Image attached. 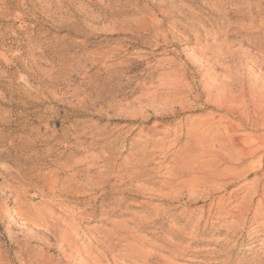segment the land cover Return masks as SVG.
<instances>
[{
	"label": "rangeland",
	"instance_id": "rangeland-1",
	"mask_svg": "<svg viewBox=\"0 0 264 264\" xmlns=\"http://www.w3.org/2000/svg\"><path fill=\"white\" fill-rule=\"evenodd\" d=\"M0 264H264V0H0Z\"/></svg>",
	"mask_w": 264,
	"mask_h": 264
},
{
	"label": "bare ground",
	"instance_id": "bare-ground-1",
	"mask_svg": "<svg viewBox=\"0 0 264 264\" xmlns=\"http://www.w3.org/2000/svg\"><path fill=\"white\" fill-rule=\"evenodd\" d=\"M254 145H255V142H250L247 146H243L242 142H239L238 140H233V141H229L226 144V147L229 149L227 151L229 152V155L231 157H236L240 159L244 157L246 158L247 156L256 152L258 147Z\"/></svg>",
	"mask_w": 264,
	"mask_h": 264
}]
</instances>
